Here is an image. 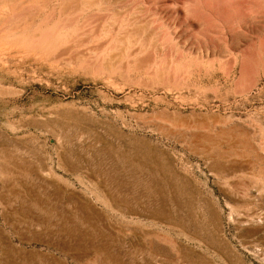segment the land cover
<instances>
[{
	"label": "rangeland",
	"instance_id": "374dc122",
	"mask_svg": "<svg viewBox=\"0 0 264 264\" xmlns=\"http://www.w3.org/2000/svg\"><path fill=\"white\" fill-rule=\"evenodd\" d=\"M53 13L0 60V264H264V0Z\"/></svg>",
	"mask_w": 264,
	"mask_h": 264
},
{
	"label": "bare ground",
	"instance_id": "6f19581e",
	"mask_svg": "<svg viewBox=\"0 0 264 264\" xmlns=\"http://www.w3.org/2000/svg\"><path fill=\"white\" fill-rule=\"evenodd\" d=\"M56 2L57 6L50 8L52 2ZM111 0H109L110 2ZM104 3V2H103ZM53 4V3H52ZM51 4V5H52ZM100 0H0V60H3L5 56H25L34 54L35 56L46 57L51 48L49 26L53 21L49 23H42L36 21L41 14L47 16L53 12H57L62 16L76 15L86 7L93 5H99ZM107 4V3H105ZM116 5V4H115ZM88 9V8H87ZM90 11V10H89ZM85 12V11H84ZM88 12V11H87ZM53 13V14H55ZM107 13V12H106ZM84 14V13H83ZM91 14V13H90ZM97 14V13H96ZM114 15V14H113ZM43 16V15H42ZM54 16V15H52ZM94 16V15H93ZM103 16V15H102ZM87 17V16H86ZM98 17V16H97ZM125 17V16H124ZM64 18V17H63ZM69 18V17H68ZM72 18V17H71ZM74 18V17H73ZM80 18V17H79ZM90 18V16H89ZM95 18V17H94ZM76 19V18H75ZM74 19V20H75ZM87 18H85L86 20ZM53 20V19H51ZM59 20V19H58ZM69 20V19H67ZM72 20V21H74ZM90 20V19H89ZM92 20V19H91ZM120 20V19H119ZM118 20V21H119ZM66 21V19H65ZM77 21V20H76ZM87 21V20H86ZM85 21V22H86ZM116 21V20H115ZM125 21V20H124ZM61 22V21H60ZM64 22V20H63ZM68 22V21H66ZM95 22V21H94ZM117 22V21H116ZM76 23V22H75ZM99 23V22H97ZM118 23V22H117ZM123 23V22H122ZM121 23V24H122ZM42 26L48 31L41 32L36 30V26ZM58 25V23H56ZM91 24V22H90ZM119 24V23H118ZM61 25V26H60ZM57 29H63L62 24ZM67 25V24H65ZM69 25V24H68ZM74 25V23H73ZM80 25V24H79ZM82 25H84L82 23ZM95 25V23H94ZM107 25V24H106ZM125 25V23H124ZM53 26V25H52ZM70 26V25H69ZM86 26V24H85ZM110 26V25H109ZM53 26L52 30L54 29ZM83 27V26H82ZM91 27V26H90ZM120 27V25H119ZM129 27V26H128ZM80 28V27H79ZM85 28V27H84ZM93 28V27H92ZM97 28V27H96ZM123 28V26H122ZM121 28V29H122ZM127 28V27H126ZM56 29V28H55ZM66 29V28H65ZM89 29V28H88ZM51 30V31H52ZM93 30V29H92ZM127 30V29H126ZM58 31V30H57ZM65 31V30H64ZM70 31V30H69ZM75 31V30H74ZM85 31V29L83 30ZM91 31V30H90ZM96 31V30H95ZM109 31V30H108ZM122 31V30H121ZM33 32L31 35L26 33ZM56 32V31H54ZM59 32V31H58ZM62 32V31H61ZM79 32V31H78ZM113 32V31H109ZM57 33V32H56ZM55 33V34H56ZM60 33V32H59ZM80 33V32H79ZM92 33V31H91ZM54 34V33H53ZM58 34V33H57ZM65 34V33H64ZM74 34V33H73ZM27 35V36H26ZM63 35V34H61ZM68 35V34H67ZM72 35V34H71ZM89 35V34H85ZM82 36V35H81ZM91 36V35H90ZM55 37V36H54ZM61 38V37H59ZM63 38V37H62ZM61 38V39H62ZM67 38V37H66ZM76 38V37H75ZM49 39V40H47ZM60 39V40H61ZM94 39V38H92ZM98 39V38H97ZM59 40V41H60ZM81 40V39H80ZM86 40V39H85ZM54 41V40H53ZM57 41V40H56ZM58 41V42H59ZM68 41V40H67ZM93 41V40H91ZM54 44V43H53ZM63 44V40H62ZM71 44V43H70ZM57 45V44H56ZM56 47V46H55ZM84 48V47H83ZM62 50V49H61ZM91 50H93L91 48ZM90 50V51H91ZM100 50V49H99ZM70 51V50H69ZM75 51V50H74ZM96 51V50H95ZM98 51V50H97ZM63 52V51H62ZM73 52V51H72ZM106 52V51H105ZM97 53V52H96ZM68 54V53H67ZM66 54V55H67ZM75 54V53H74ZM85 54V53H84ZM94 54V53H93ZM88 55V54H87ZM92 55V54H91ZM60 56V55H59ZM71 56V55H70ZM94 56V55H93ZM75 57V56H74ZM99 57V56H98ZM85 58V57H84ZM105 58V57H104ZM73 59V58H72ZM59 60V59H58ZM98 60V59H96ZM68 62V61H67ZM73 65V64H72Z\"/></svg>",
	"mask_w": 264,
	"mask_h": 264
}]
</instances>
